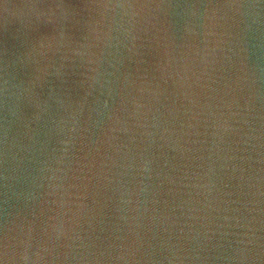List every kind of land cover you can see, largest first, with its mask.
Listing matches in <instances>:
<instances>
[{
    "label": "water",
    "instance_id": "obj_1",
    "mask_svg": "<svg viewBox=\"0 0 264 264\" xmlns=\"http://www.w3.org/2000/svg\"><path fill=\"white\" fill-rule=\"evenodd\" d=\"M0 264H264V0H0Z\"/></svg>",
    "mask_w": 264,
    "mask_h": 264
}]
</instances>
